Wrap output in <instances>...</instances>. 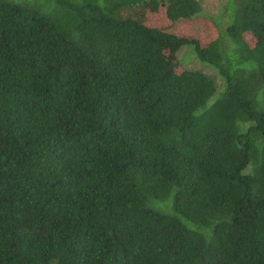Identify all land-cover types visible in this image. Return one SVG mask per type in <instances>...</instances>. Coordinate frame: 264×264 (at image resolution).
I'll return each mask as SVG.
<instances>
[{
    "label": "trees",
    "instance_id": "trees-1",
    "mask_svg": "<svg viewBox=\"0 0 264 264\" xmlns=\"http://www.w3.org/2000/svg\"><path fill=\"white\" fill-rule=\"evenodd\" d=\"M220 7L0 0V264H264V0Z\"/></svg>",
    "mask_w": 264,
    "mask_h": 264
},
{
    "label": "rangeland",
    "instance_id": "rangeland-1",
    "mask_svg": "<svg viewBox=\"0 0 264 264\" xmlns=\"http://www.w3.org/2000/svg\"><path fill=\"white\" fill-rule=\"evenodd\" d=\"M224 1L225 0H200V2L202 3V6L204 8L205 13H208L211 15L218 13L220 11V8H221L220 5H221V3H224ZM128 9H130V8H127V7L120 8L119 13L123 14L124 16H128L127 15V14H129ZM165 22H166V24L162 25V26H164L163 27L164 29H166L168 31L176 32V33L180 32L179 24H178L179 22L171 23L168 20H166V18H165ZM182 47H181L182 49L179 52H177V54H176L177 59L182 64V66L189 67V68L201 69L204 72L210 74L211 76L213 75L216 77V75H217L216 70H214L208 64H206L203 61H201L200 59H198V57L196 56L195 50L191 44H186V45H183ZM218 75H217V77L220 79L221 77H219ZM215 80L217 81V78H215ZM220 88H222L221 84H220Z\"/></svg>",
    "mask_w": 264,
    "mask_h": 264
}]
</instances>
